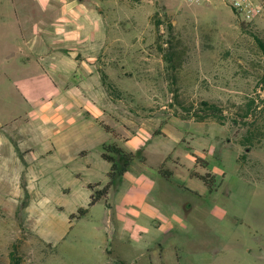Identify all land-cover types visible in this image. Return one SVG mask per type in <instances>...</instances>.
<instances>
[{
  "label": "rangeland",
  "instance_id": "obj_1",
  "mask_svg": "<svg viewBox=\"0 0 264 264\" xmlns=\"http://www.w3.org/2000/svg\"><path fill=\"white\" fill-rule=\"evenodd\" d=\"M84 1L95 10L76 45L89 47L91 72L30 51L42 32L12 35L28 58L9 60L39 61L43 77L0 94L14 109L0 114V264L12 250L20 264H264V137L247 150L248 126L233 122L262 93L264 0L250 22L221 0ZM166 42L179 52L174 77ZM201 100L221 102L225 118L190 117ZM111 145L134 157L90 205L109 181L102 152L122 165ZM192 157L207 184L182 173Z\"/></svg>",
  "mask_w": 264,
  "mask_h": 264
},
{
  "label": "crops",
  "instance_id": "obj_2",
  "mask_svg": "<svg viewBox=\"0 0 264 264\" xmlns=\"http://www.w3.org/2000/svg\"><path fill=\"white\" fill-rule=\"evenodd\" d=\"M41 2L39 8L37 4H31L28 1L19 0V4H15L14 0L0 1V87L3 88V92H0V94H3L4 97L8 92H16L18 95H22L21 92L18 91V87L24 92V89L21 88L23 84L25 87V84L31 81L38 83V79L43 77V68L39 61H34L33 66L29 68L24 62L20 64L14 60H9V58H12L11 56H13V54L23 55V57L28 58L27 52L22 51L20 46L16 48V50L14 49L12 40L14 29H18L22 32L24 30L26 34H28L27 31H38L45 34L46 37L44 39H37L30 45L28 48L30 51H38L37 53H40V55L45 53L51 56L54 55L58 62L64 67L71 70L76 68L77 72L81 70L80 66H82L83 72L88 73L92 71L90 68L92 63H87L84 60V52L87 51L89 47H87L86 44H76L78 38L82 37L84 31L88 29L86 22L90 19L92 11L95 10L93 5L90 3L88 4L84 0H41ZM35 7H37L36 13L32 12ZM96 9H98L97 6ZM36 26L37 29H35ZM71 50H76L77 55L71 56ZM101 53L103 54L101 63L105 64L109 56L108 48L102 49ZM86 57L88 59L92 58L89 55ZM102 64L97 65L98 69H102ZM103 75L107 77L106 74ZM25 92L29 93L30 90L28 91V89H26ZM36 95L37 92L34 91L33 97ZM88 95L90 94L88 93ZM12 111H14L12 106L6 104V101L1 98L0 114L10 115ZM141 139L142 137L138 138L137 141L141 143ZM192 159L193 162L190 164L189 168L185 169L182 163L180 169L183 174L200 179L196 174H191L192 169L197 165L194 157H192ZM170 165L171 168L174 167V164L173 166L172 164ZM156 172L163 176L160 173V168ZM204 184L207 183L204 182Z\"/></svg>",
  "mask_w": 264,
  "mask_h": 264
},
{
  "label": "trees",
  "instance_id": "obj_3",
  "mask_svg": "<svg viewBox=\"0 0 264 264\" xmlns=\"http://www.w3.org/2000/svg\"><path fill=\"white\" fill-rule=\"evenodd\" d=\"M171 25V24H170ZM254 38L257 41L258 46L261 48L262 53L264 55V38H260L259 36L255 35ZM167 46L162 48V46H159V52L162 54L163 61L165 63V66L170 73L171 77H174V74H171V69H175L178 67V55L179 52L176 48L172 46H168V42L165 43ZM263 71L260 75V78L257 82V85L261 88L262 93H258L257 98L251 97L248 98L247 102L243 106H240L238 108V111L236 114L238 115L239 119L235 118L233 120L234 123H242L245 126H248L246 134H244L241 140V143L245 146V149L250 150L252 145L259 143V140H261L264 137V129L261 130L259 128V125L264 124V63H263ZM103 79L106 78V76L102 75ZM105 85L108 86V88L111 90V95L117 96L116 90L114 88H111L112 84L110 82H106ZM113 87V86H112ZM225 107L223 104L219 101H210V100H201L198 104L197 103H191L186 107L187 113L190 117H193L197 119L198 121H203L206 119H212L217 121H222L225 118ZM259 128L257 131L256 129ZM108 149L109 152L115 153L119 156L120 160L122 161V165L120 166L117 162V159L106 152H102L101 156L104 160L108 161L110 165V171L108 172L109 181L107 184L103 187L102 190H100L95 196H92L90 205L94 204L104 193L107 192L110 185L113 183V180L117 176H122L128 169L129 164L131 163L134 154L131 152H126L123 149L111 145V146H104ZM106 149V151H107ZM160 173L168 178V172H164L160 170ZM197 177L202 179L205 183H207V180L205 176L196 174ZM80 213L84 210H79ZM16 252L14 250L11 251V259L9 264H20V257L16 256ZM113 264H126L121 259H115L113 260Z\"/></svg>",
  "mask_w": 264,
  "mask_h": 264
},
{
  "label": "built area",
  "instance_id": "obj_4",
  "mask_svg": "<svg viewBox=\"0 0 264 264\" xmlns=\"http://www.w3.org/2000/svg\"><path fill=\"white\" fill-rule=\"evenodd\" d=\"M185 4H201L211 0H180ZM228 5L236 13V15L246 21L250 22L259 15L262 11L261 2L259 0H221Z\"/></svg>",
  "mask_w": 264,
  "mask_h": 264
},
{
  "label": "water",
  "instance_id": "obj_5",
  "mask_svg": "<svg viewBox=\"0 0 264 264\" xmlns=\"http://www.w3.org/2000/svg\"><path fill=\"white\" fill-rule=\"evenodd\" d=\"M70 54H71V56H76L77 55V51L76 50H71Z\"/></svg>",
  "mask_w": 264,
  "mask_h": 264
}]
</instances>
